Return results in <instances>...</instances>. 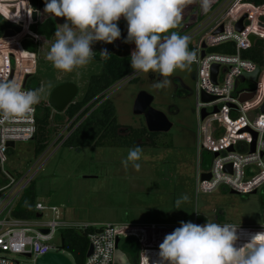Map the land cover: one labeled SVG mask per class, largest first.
<instances>
[{
  "label": "rangeland",
  "instance_id": "1",
  "mask_svg": "<svg viewBox=\"0 0 264 264\" xmlns=\"http://www.w3.org/2000/svg\"><path fill=\"white\" fill-rule=\"evenodd\" d=\"M22 1L20 8L25 7L28 12L30 10L28 0ZM200 1L194 0L184 7L179 26L189 21L191 10L194 12ZM2 4L0 0V11L4 8ZM31 10L33 11L32 8ZM245 12H249L251 19L256 23L259 14H264V8H242L235 16ZM21 16L22 11L18 18ZM43 16L53 18L56 29L66 22L65 18L55 17L45 11ZM262 18L264 21V17ZM24 21L27 22L26 19ZM24 21L19 19L21 23ZM32 24L35 22L26 24L28 34ZM118 27L121 30L119 39L111 44L95 42L92 48L95 52L94 57L98 56V59H93L87 66L75 69L71 73L56 69L47 59L55 35L50 41L43 42L40 53L36 56V67L32 75L36 77L35 80L39 79L41 82L40 86L43 89L41 101H47L52 89L64 82H71L77 86L75 100H80L89 78L101 72L100 59L104 58L100 54L102 50L106 49L109 54L119 57L131 56L135 44L124 42L128 25L123 17L118 21ZM194 71L193 64L185 70L177 69L168 77L171 85L165 89L152 87L153 83L163 79L159 73H138L133 80L117 83L106 92V97L114 105L115 117L123 133L129 128L145 126L144 119L135 116L132 108L136 95L141 91L153 97L151 106L161 111L172 124L169 132L155 133L160 135L158 140L161 142L171 138L172 147H143L142 158L138 161L141 164L139 171L135 170L131 163L127 168L122 164L129 149L132 148L88 147L76 151L62 147L58 140L59 134L67 125L66 117L62 114L56 115L57 112L51 108L50 126L44 133L50 141L49 145L40 156L35 157L34 141L15 143L6 153L4 172H7L16 183L21 180L23 182L33 180L36 202L57 207L59 223L69 226L127 225L124 229L117 227L118 237L116 236L115 244L118 251L113 256V264H157L159 245L166 235L176 229L175 227L133 229L131 227L133 223L175 225L181 224V221H190L195 224L202 216L207 222L238 225V240L235 246L238 248L244 246L254 234L264 232L263 228H259L263 223L264 187L254 194L243 196L231 194L224 188H219L211 194H196V173L203 169L201 165L198 168L196 156L198 135L194 112ZM238 87L259 91L261 84L241 78ZM66 135L67 132L61 136L64 138ZM204 156V165L208 166L210 156L205 154ZM182 195H187L189 200L182 203L180 209H176L175 201ZM45 214L47 215L43 216V220H54L51 213ZM221 215L224 221L219 222L217 217ZM128 238L136 240L140 246V252L135 259L120 248V244ZM52 243L59 244L58 233L55 234ZM67 257L75 264L71 256ZM16 258L23 264H33L27 257Z\"/></svg>",
  "mask_w": 264,
  "mask_h": 264
},
{
  "label": "built area",
  "instance_id": "2",
  "mask_svg": "<svg viewBox=\"0 0 264 264\" xmlns=\"http://www.w3.org/2000/svg\"><path fill=\"white\" fill-rule=\"evenodd\" d=\"M212 2L213 0H210V4ZM20 4H23L22 0H9L2 4L4 8L0 11V16L5 21L20 27V32H16L15 36L0 37V78L15 80L23 90H29L26 88V82L24 86L23 82L26 75L32 76L34 73L36 55L23 49L22 40L28 34L27 22L28 25L32 23V10L28 5L30 10L27 12L25 7L20 8ZM246 7L262 9L264 5L255 7L242 3L241 0H222L205 17L200 18V1L197 9L194 12L191 10L189 21L175 30L180 33L184 25L193 24L189 31L181 35L189 38V50L197 53V59L192 63L195 66L194 112L198 135L196 156L198 168L201 165L203 171L196 173V194H211L219 188H224L226 191L243 196L256 193L264 187V113L260 111L264 103V49L263 66L259 67L260 74L257 81L245 78L244 73H253L258 66L243 57V52L249 49L256 40L264 41V28L262 27L264 23H261L264 14H259V20L256 23L251 19L249 12L235 16L240 9ZM12 9L15 11L13 12ZM21 11L23 16L18 18ZM243 16H246L243 21V30L238 32L235 26ZM19 19L23 21L26 19L27 22L21 23ZM219 27L222 31L215 34L214 32ZM31 35L35 40V36ZM250 36L254 37L252 43L249 40ZM226 44L232 45L233 53L211 51L212 48ZM202 53L203 57H201ZM214 65L218 66L215 82L212 81V66ZM137 75L138 73L131 72L118 83L133 80ZM241 78L256 84L260 82V90L241 89L238 87V81ZM244 92H254L255 97L241 104L238 98ZM203 94L215 99L205 102L202 100ZM36 106H34V112L26 119L0 122V171L8 180L6 185L0 187V264H23L16 257H26L27 254L31 257V263L34 259L49 252H61L65 255V251L60 250V236L59 244L52 243L60 228L81 230L92 228L87 232L92 251L90 256H85L83 264H113V256L118 251L115 239L116 236L118 237L117 227L119 225H65L57 222L59 218L57 207L46 206L39 202L35 204L36 213L41 214L39 219L19 221L11 218V210L29 181L21 180L16 183L7 172H4L6 153L10 148L8 143L33 141L37 132ZM202 113L206 114L204 118H202ZM249 113L253 114L252 119L248 117ZM73 121L74 119L69 122L66 120L67 125L59 134V139L63 138L61 135L65 132L67 135L60 141V145L73 130H68ZM245 129L247 130L242 132ZM253 133L256 134L254 143ZM204 154L210 156L208 166L204 165ZM227 166H230V171L225 170ZM202 174H209V179L201 180ZM45 212L51 213L54 220H43V216L47 215ZM259 228L264 229V210L263 223ZM41 229L48 230V233L42 234Z\"/></svg>",
  "mask_w": 264,
  "mask_h": 264
},
{
  "label": "clouds",
  "instance_id": "3",
  "mask_svg": "<svg viewBox=\"0 0 264 264\" xmlns=\"http://www.w3.org/2000/svg\"><path fill=\"white\" fill-rule=\"evenodd\" d=\"M194 0H46L44 11L65 18L54 35L47 59L56 69L71 73L87 66L94 58L95 42L111 44L121 37L118 21H127L125 43H134L131 68L136 73H159L163 79L153 83L155 89L171 85L172 74L185 70L196 61L197 53L189 50V38L176 31L182 12ZM207 11L210 0H201ZM109 57L107 50L100 52ZM43 89L23 90L15 80L0 78V122L26 119L41 101ZM143 150L129 149L122 161L140 170ZM182 195L176 209L187 202ZM181 226L165 236L159 245L157 264H264V232L254 234L242 247H236V224L207 222L197 225L181 221Z\"/></svg>",
  "mask_w": 264,
  "mask_h": 264
},
{
  "label": "trees",
  "instance_id": "4",
  "mask_svg": "<svg viewBox=\"0 0 264 264\" xmlns=\"http://www.w3.org/2000/svg\"><path fill=\"white\" fill-rule=\"evenodd\" d=\"M222 0H213L210 7L205 11L202 6L200 9V18L205 17L209 11L218 5ZM242 3L251 4L255 7L264 5V0H241ZM46 0H29L30 7L38 12V20L29 27L31 34L35 36V40L24 38L22 47L25 51L34 53L36 56L40 53L43 42H48L56 31V24L51 17L43 16ZM40 14V16H39ZM199 18V19H200ZM262 22L263 19H261ZM193 24L184 25L180 35L189 31ZM13 29L20 32V27L10 24L0 16V37L7 29ZM178 28V27H177ZM173 29L172 31L177 30ZM263 49L264 41L256 40L254 44L243 52V57L253 61L258 67L263 66ZM211 51L221 53H233L232 45L226 44L212 48ZM93 59H98L95 56ZM100 59V58H99ZM101 61V72L93 75L87 82V88L80 100H73L62 113L66 117L67 122L74 119L72 125L68 129L70 134L61 144L80 151L83 148H134L139 146L150 148H169L172 147V140L159 141V134L149 133L145 126L139 128H129L123 133L121 125L117 123L115 117V108L109 98H106V92L115 84L133 72L131 68V56L119 57L110 54L109 57L103 58ZM35 76H29L26 81V88L29 90L41 89L39 79L35 80ZM35 80V82L33 81ZM30 82V84H29ZM51 107L48 101H40L36 106V125L37 132L34 136V156L38 157L49 145V139L44 133L50 126ZM57 119L59 117L57 116ZM81 121L76 127L75 125ZM63 138L59 139L60 142ZM8 180L0 171V187L6 185ZM36 191L33 180H30L16 200L12 210L11 218L19 221H33L36 219L35 204ZM219 222L223 219L218 216ZM197 223L204 225L206 219L200 216ZM92 228L81 230L77 228H60L58 230L61 240H63L64 251L71 256L75 264H83L88 249L87 232ZM122 251L127 253L131 258H136L140 252V246L136 240L128 238L120 244Z\"/></svg>",
  "mask_w": 264,
  "mask_h": 264
},
{
  "label": "water",
  "instance_id": "5",
  "mask_svg": "<svg viewBox=\"0 0 264 264\" xmlns=\"http://www.w3.org/2000/svg\"><path fill=\"white\" fill-rule=\"evenodd\" d=\"M14 12L15 10L12 9ZM246 18V16H243L240 18V20L237 22L235 29L238 32H241L243 30V21ZM31 20L32 22H37V11L33 10L31 13ZM264 28V25H262ZM222 31V28L219 27L214 33L217 34ZM16 32L13 29H7L3 32L2 37L3 38H9L15 36ZM24 38L34 39V37L31 34H26ZM250 42L252 43L254 41V37H249ZM204 54H201V57H203ZM218 66L214 65L212 66V81L215 82V77L217 74ZM260 74V68L257 67L253 73H244L245 78L257 81L258 76ZM29 78V75H26L24 78L23 86L25 85L26 80ZM78 93L77 86L74 83L71 82H64L62 84L57 85L52 89V91L49 94L48 98V104L49 106L57 113H62L67 106L75 100V97ZM255 97L254 92H244L239 95L238 101L239 103L243 104L246 102L251 101ZM107 98V97H106ZM215 98L209 97L206 95H202V100L205 102H209L214 100ZM153 102V97L144 92H139L135 100L133 102V114L135 116H141L144 119L145 128L149 133H167L172 128L171 122L166 118V116L159 110L154 109L151 104ZM260 111L264 113V103L260 107ZM206 116L205 113H202V118ZM248 117L250 119L253 118V114L249 113ZM242 130L243 131H246ZM256 134L253 133V143L255 140ZM8 146L12 148L14 144L12 142L8 143ZM231 151V148H229ZM252 150H253V144H252ZM217 156V154H215ZM226 171H230V166H227L225 168ZM209 174H202L201 180H208ZM231 194H234L233 192H230ZM254 194V193H253ZM41 217V214H37L36 218L39 219ZM40 232L42 234H47L48 230L41 229ZM118 243V241H117ZM60 250H64L63 246V240H61V246ZM92 251L91 245L88 246L86 257L90 256ZM26 257L30 259V255L27 254ZM33 264H73L72 261L63 253L61 252H49L45 255H42L36 259L33 260Z\"/></svg>",
  "mask_w": 264,
  "mask_h": 264
},
{
  "label": "crops",
  "instance_id": "6",
  "mask_svg": "<svg viewBox=\"0 0 264 264\" xmlns=\"http://www.w3.org/2000/svg\"><path fill=\"white\" fill-rule=\"evenodd\" d=\"M7 1H9V0H1L2 3L7 2ZM220 217L222 218V215ZM223 221H224V219H223ZM177 225H181V224H175V225H156V224H138V223L136 224V223H133V225H131V227L133 229H135V228H145V229H147V228H154V227H163V228H166V227H172V228H174L175 227V228H178ZM119 226H120V228L123 227V229L124 228H127L126 227L127 225L119 224Z\"/></svg>",
  "mask_w": 264,
  "mask_h": 264
}]
</instances>
